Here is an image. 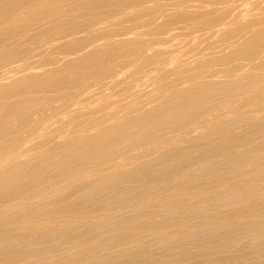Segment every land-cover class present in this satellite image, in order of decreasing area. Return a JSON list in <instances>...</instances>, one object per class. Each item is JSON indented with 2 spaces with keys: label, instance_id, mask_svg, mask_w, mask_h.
Instances as JSON below:
<instances>
[{
  "label": "bare ground",
  "instance_id": "6f19581e",
  "mask_svg": "<svg viewBox=\"0 0 264 264\" xmlns=\"http://www.w3.org/2000/svg\"><path fill=\"white\" fill-rule=\"evenodd\" d=\"M0 264H264V0H0Z\"/></svg>",
  "mask_w": 264,
  "mask_h": 264
}]
</instances>
